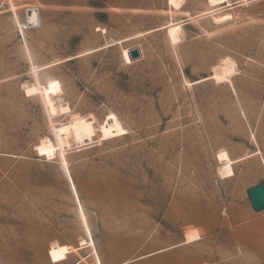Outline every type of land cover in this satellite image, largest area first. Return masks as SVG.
Returning a JSON list of instances; mask_svg holds the SVG:
<instances>
[{
    "label": "rangeland",
    "instance_id": "rangeland-1",
    "mask_svg": "<svg viewBox=\"0 0 264 264\" xmlns=\"http://www.w3.org/2000/svg\"><path fill=\"white\" fill-rule=\"evenodd\" d=\"M215 1L0 0V264H264L246 194L264 182V0ZM29 8L40 23L20 31ZM48 64L61 116L25 95ZM74 117L76 195L60 155L35 150Z\"/></svg>",
    "mask_w": 264,
    "mask_h": 264
},
{
    "label": "bare ground",
    "instance_id": "bare-ground-1",
    "mask_svg": "<svg viewBox=\"0 0 264 264\" xmlns=\"http://www.w3.org/2000/svg\"><path fill=\"white\" fill-rule=\"evenodd\" d=\"M242 1H248V0H242ZM181 2H182V0H168V5L177 10L180 8ZM215 2H216L215 0H209V4L214 5ZM211 14H212V12H211ZM226 18H227L226 16L218 17V18H215V21L216 22L223 21ZM28 22L31 25L37 24V16H36V13L34 12V8H32V12L28 16ZM38 23H39V16H38ZM18 26L20 28V31H22L24 28L28 27V26H26L25 23L23 25L18 23ZM166 28H167L166 29L167 37H168L170 43L172 45L178 44L182 40L180 37V32H181L180 23L179 24L178 23L177 24L168 23ZM128 52H129V50L124 49V50H122V53H121L122 59L127 65L132 63V61L129 58ZM47 67H49V64L47 66H43V67H39V68H35V67L32 68V72H33V75L36 79V82H37L36 72L39 70L45 69ZM233 72H234V67L232 65L225 64V65H223V67H221L219 69L218 72H216L211 77H209L205 80L213 79L217 82H221V81L225 80L227 77L231 76ZM199 82L200 81H196L192 84H196ZM25 95L26 96L39 95L42 99V102H43V105H44L46 111L48 112L49 115H51V117L52 116H61V115L67 114L69 112L68 107L55 105L54 97H56L58 95V90L51 83H47L45 86H42L37 82L36 85L26 87ZM85 129H86V123L83 119H78V118L73 119L72 118V130H71V132H57L55 130V128L51 129L53 136H54V139H55V143H56L55 145H53L49 140H46V141L42 142L40 145H38L37 147H35V150L38 153V155L45 157L46 159H52L53 157H55L56 153H57V155L58 154L60 155L61 160H62V165L64 167L65 172L68 175V178H69V181L71 184V188H72L75 195H76L75 187L73 185L72 179H71L69 171H68L67 164H66L65 159H64V151L67 150L71 146V144L73 143V138L71 137V133H77L80 131H84ZM221 173L223 176L231 177L233 175L231 166L229 164L224 165L221 169ZM77 204H78L79 211H80L79 213L82 216L81 218L83 219L84 223L86 224L85 216H84L82 207H81L78 199H77ZM87 230H88V228H87ZM196 238H197V236L195 234H189L186 236L185 243H189V242L195 240ZM98 264H100L99 261H98Z\"/></svg>",
    "mask_w": 264,
    "mask_h": 264
},
{
    "label": "water",
    "instance_id": "water-1",
    "mask_svg": "<svg viewBox=\"0 0 264 264\" xmlns=\"http://www.w3.org/2000/svg\"><path fill=\"white\" fill-rule=\"evenodd\" d=\"M31 12H32V8L25 10L26 26H28L30 28H34V27L39 25V23H38L39 11H38V9L34 8V12L36 13V16H37V24L36 25H31L28 22V16ZM128 54H129V58L131 61L138 60L141 57L140 51L137 48L129 50ZM246 194H247L248 200L250 202V205L252 207V210L255 213L264 211V182L257 185V186H254V187L248 189L246 191Z\"/></svg>",
    "mask_w": 264,
    "mask_h": 264
},
{
    "label": "crops",
    "instance_id": "crops-1",
    "mask_svg": "<svg viewBox=\"0 0 264 264\" xmlns=\"http://www.w3.org/2000/svg\"><path fill=\"white\" fill-rule=\"evenodd\" d=\"M24 23L26 24V22H24ZM24 23H23V24H24ZM39 23H40V18H39ZM23 24H22V25H23ZM175 24H177V23H175ZM178 24H179V23H178ZM166 26H167V25H166ZM166 26H164L165 28H164V27H161V28H158V29H156V30H159V29H167ZM24 29H27V28H24ZM24 29H23V30H24ZM141 35H142V34H140L139 36H141ZM139 36H136V37H139ZM136 37H134V38H136ZM138 260H140V259H135V260H132V261H129V262L123 263V264H133V263L137 262Z\"/></svg>",
    "mask_w": 264,
    "mask_h": 264
}]
</instances>
